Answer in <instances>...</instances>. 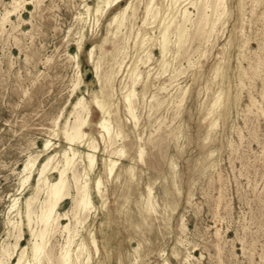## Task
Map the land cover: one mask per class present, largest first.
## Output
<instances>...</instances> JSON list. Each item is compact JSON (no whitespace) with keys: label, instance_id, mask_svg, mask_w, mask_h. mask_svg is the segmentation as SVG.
Returning a JSON list of instances; mask_svg holds the SVG:
<instances>
[{"label":"rangeland","instance_id":"obj_1","mask_svg":"<svg viewBox=\"0 0 264 264\" xmlns=\"http://www.w3.org/2000/svg\"><path fill=\"white\" fill-rule=\"evenodd\" d=\"M14 1L0 0V251L4 242L14 243L19 235V229L11 228L7 233V212L13 198L21 196L24 209L25 199L33 191L32 186L24 189L20 182L28 155L37 154L43 142L55 136V119L61 126L69 117L73 121L70 113L80 95L85 93L90 98L91 91L100 88L87 53L96 45L103 76L112 67L119 70L118 63L123 61V71L114 81L116 96L122 99L120 86L126 66L133 61H137L140 82L134 99L139 116L137 127L126 119L124 104L120 103L117 118L125 122L128 136L123 144L128 155L122 157L113 179H107L103 159L122 143L105 151L98 128L92 126L100 147L99 165L92 177L103 176L107 205L101 207L102 198L94 194L99 209L86 220V229L80 227L90 246L91 264H162V253L170 264H264V0H244L243 13L240 0H227L228 14L220 16L222 7L208 12V32L197 31L195 25L189 24L182 48H178L177 34L172 29L166 59L158 43L162 40L158 30L161 17L154 23L150 18V23L144 24L149 0H135V16L129 13L117 35L109 33V29L116 30L109 22L130 0L109 10L99 26L93 16H85L87 23L79 18L85 12L84 3L95 6L97 0H21L25 6L20 7V13L5 19ZM158 3L162 13H167V0ZM190 10L197 21V10L192 5ZM139 32H148L152 37L145 50L137 42ZM82 33L85 36L80 61L85 82L73 92L77 68L70 54L76 53ZM112 44L117 46L112 49ZM159 73L162 74L157 77ZM220 91L222 105L213 108ZM100 117L99 110L93 107L91 120L95 122ZM115 119L113 116L116 126ZM214 122L216 125H212ZM139 135L145 147L142 160L137 152ZM53 141L58 144L53 152L69 146L63 136ZM132 162L136 165L134 177L127 171ZM80 163L78 169L83 172ZM57 176L53 173L51 178ZM35 182L33 178L32 185ZM148 185L155 191L156 211L146 212ZM72 191L75 193L74 188ZM44 197L45 194L39 196L41 200ZM71 208L72 199H67L60 210ZM24 220L21 245L28 244L31 238L25 216ZM61 220L69 221L67 217ZM90 229L99 241L98 255L90 243ZM55 235L51 238L54 264H61L58 257L67 234L58 231ZM76 239L80 242L81 237Z\"/></svg>","mask_w":264,"mask_h":264},{"label":"bare ground","instance_id":"obj_2","mask_svg":"<svg viewBox=\"0 0 264 264\" xmlns=\"http://www.w3.org/2000/svg\"><path fill=\"white\" fill-rule=\"evenodd\" d=\"M33 1H36V0H33ZM73 1H75V0H73ZM123 1L124 0H97L95 6H92L91 4H89L86 1L84 3L85 12H81L79 18L83 22L87 23L88 20L91 18V16H93L94 21H95V25L99 26L103 17H105V15L108 13V11L113 9L114 7H116L117 5H119ZM226 1L227 0H167L168 12L163 14L162 13V6L159 5L158 0H149V2L146 4V18L144 20V24L145 25L149 24L150 18H154V21L152 22V23H154L157 17H159V16L161 17V19H160L161 23L158 25V30H159V35L162 36V40H160V41L158 40L159 41L158 43H159V47L161 50V54H162L163 58L166 59L165 54L168 50L169 43H170L168 40V35H169V32L172 31V29H173V32H175L177 34L178 48H182L183 37L188 35L189 30H190L189 24L195 25V29L197 31L206 29L207 27L205 28V26L209 24L208 12H210V11L216 12V11H218V9L220 7H222L223 10L221 8L222 12L220 13V16L222 14H228L229 13L228 10L226 9ZM134 2H135V0H130L127 4H125L122 7V9L119 12H117L112 17L111 21L109 22V26H111V27L115 26L116 30L114 32L112 29H109V33H111L113 35L119 34L118 32L121 30L122 26L125 25V20L128 18L129 13L132 12V14L130 16H133V17L135 16L136 5ZM23 3H26V2H23ZM245 3H244V0H240L239 8H240L241 13H243ZM42 5H44V4H42ZM189 5L190 6L192 5L197 10V12L199 14V17H198L199 19L197 21L193 20L195 17L194 18L192 17L193 12L190 10ZM22 6H23V4H22L21 0H15L12 4V8L8 9L6 11L4 18L8 19L10 17V15L17 13L18 10L20 9V7H22ZM3 8H5V7H3ZM56 9H54V10H56ZM244 11H245V9H244ZM18 13H20V12H18ZM86 15H87V17H89L88 20L85 19ZM0 17H1V15H0ZM31 17H33V16H31ZM92 21H93V19H92ZM261 23H263V22H261ZM209 26H210V24H209ZM14 29H15V27H14ZM90 31H92V30H90ZM205 31L208 32L207 29ZM125 32H126V30H125ZM12 33H14V32H12ZM84 36H85V34L82 33L80 40H78V42H77L78 45H77L76 53L70 54L71 58H73L76 61V68H77V77H76V80L74 81L73 92H75L77 89H80L81 84L83 82H85V80L83 78V72L81 70V61H80V54H81V51L83 49V43H84L83 37ZM9 37H10V34H9ZM30 37L32 38V36H30ZM121 38H122V36H121ZM124 38H125V36H124ZM185 38H187V36ZM2 39L4 40V38H2ZM151 39H152V37L148 34V32H145V33L139 32L137 35V42L139 41L141 49H144V48L146 49L147 44L149 43V41ZM256 39L257 38H255V40ZM17 40H19V39L17 38ZM107 40H108V38L105 39V42ZM116 40L117 39H115V41ZM195 42H197V41H195ZM17 43H18V41H17ZM74 44H76V43H74ZM114 46H117V45H113L112 49ZM26 47H28V46H26ZM176 48H177V46H176ZM96 50H97V46L94 45L88 49L87 53H88L89 61L94 64L95 78L97 79V82L99 83L100 88L98 90H92L91 94H90V98H88L86 96V94L83 93L73 103V109L70 113V116L73 115V117H74L73 121H71V119H69L70 118L69 117L67 119V121L65 122V124L63 126H61L59 124V122H57V123L55 122L58 119L57 120L53 119L55 125L57 126V128L54 129V135H55L54 137H58L60 139V137L63 136L65 138L66 142L69 144V146L53 152V150H55V148L58 146V144H57V142L53 141L54 137L48 138L43 142L41 150L37 154L30 153L28 155L27 159L25 160L24 164H23V167L20 171L21 185H22V187H24V189H25V187L31 188V186H32L33 191H32L31 195L26 197L25 202H24V205H25L24 209H23V204L21 202V196H16L13 198V202L10 205L9 210L7 212L8 213V218L6 221L7 229H8L7 233L10 234L11 228H13V229H19V235L17 236V239L14 243L4 242L2 244L1 251H0V264H46L45 262H47L48 264H54V258H55L54 252H55V250H53V246H54L53 244H52L53 246L51 247V243H52L51 238L53 235H55V233L57 234L58 231L67 234L66 244H65V246H63L61 248L60 255L58 257V262L60 261L59 263H61V264H91V256L92 255H91L90 246L88 245L87 240L85 239V237L81 233L80 227L82 228V230L86 229V224H85L86 220L89 218V216L91 215L92 212H96L99 209V206H97L95 201H94V194H96L97 196H100L102 198L101 207H106V205H107V197H106V190L107 189L104 188L105 185H104L103 176L101 174H99V175H97L96 178L92 177V175L96 172L98 165H99L97 152L100 150V147H99V144L97 141V137L92 132V126H96L98 128V135L101 136V139L105 143V151L110 150L109 148L111 146H113L115 143H118V142L122 143L121 146H119L115 149H111V151L109 152V156H107L103 159L104 173L107 176L108 180L113 179L117 175V169H118L119 165L121 164L122 157H125L128 155V151L126 149V146L123 144L126 137L128 136V134L126 133V130H125V122H124V119H122L121 117L119 119L117 118V116L120 114V110H121L120 109V103L124 104L125 111H126V113H125L126 119L128 121L132 122L135 127H137L138 123H139V116L137 115V110H136L137 108L135 106L136 103L134 102V99H136L135 97H137L139 94L136 86L140 82V80L138 79V77L140 78V76L139 75H138V77L136 76V69L138 66L137 61H133V63H131L129 66H126V68H127L126 74H125L124 80H122V84L120 86V91L122 93V99H120L118 96H116V94H117L116 90L117 89L114 85V81H115V77L117 75H119V73L121 71H123V61L121 63H118L119 64L118 65L119 70H116L114 67H112V69L109 71V73H106L103 76L102 69H101L102 68L101 58L100 57L97 58ZM178 52H180V51H178ZM190 54H191V52H190ZM205 56H207V55H205ZM176 57L177 56H175V58ZM4 58L5 57H3V59ZM184 58H185V56H184ZM69 60L71 61V59H69ZM147 60H149V59H147ZM49 62H50V60H48V63ZM52 63H53V60H52ZM68 63H70V62H68ZM162 65H164V64H162ZM145 66H147V65H145ZM168 66L170 68V65H168ZM9 68H11V67H9ZM175 68H177V67H175ZM7 72H8V70H7ZM162 73H159V74H157L158 76L157 75L156 76L160 77L161 76L160 74H162ZM148 75H150V74H148ZM173 76H174V74H173ZM13 77H14V75H13ZM128 77H130L131 80H126ZM40 78H42V77H40ZM154 79H155V77H154ZM72 80H74V79H72ZM71 84L72 83H70V86H71ZM3 85H5V83H3ZM164 88L167 89L166 87H162L163 90H164ZM248 88H250V86ZM244 89H245V87H244ZM86 91H87V93H90L88 88L86 89ZM167 91H169V89ZM6 93H8V92H6ZM158 96H159V93H158ZM263 98H264V96H263ZM222 100H223V91H220L218 93V95L216 96L215 101L213 102V108L216 106L220 107L222 105ZM69 101H70V99H69ZM184 101H186V100H184ZM256 103L259 104L258 102H256ZM93 107H96L99 110V112L101 113V117L95 122H93L91 120ZM183 107H184V105H183ZM64 108H63V110H64ZM246 108H247V106H246ZM254 108H255V106H254ZM179 111H180V109H179ZM212 112H213V110L210 111V113H212ZM262 112H261V114L263 115ZM251 114H252V112H251ZM113 116L116 117V119H115L116 126L114 124ZM166 121H164V122H166ZM219 122H220V120H219ZM245 124H246V122H245ZM212 125H216V122H214ZM238 137H240V136H238ZM137 139L140 141V144H139L138 149H137L138 157L140 160H142L143 156H144V152H145V147L143 146V144H141L143 136L139 135ZM103 142H102V144H103ZM79 145H81L83 147H87L88 149L87 150L81 149L78 147ZM232 147H233V145H232ZM230 148H231V144H230ZM237 154H238V151H237ZM42 157H44V159H42ZM132 160H135V158L132 157ZM79 162H81L80 165H82V167H83V172H80L78 169ZM17 163H18V161H17ZM135 169H136V165L134 162H132L127 167V171L133 177L136 174ZM7 170H9V168ZM9 173H11V172H9ZM53 173H57V175H58L55 179L51 178V175ZM220 173H221V171H220ZM17 177H18V175L16 176V178ZM33 178H36V182H35V184L32 185L31 181ZM118 178H119V176H118ZM72 188L75 189V193H73ZM19 190H20V188H19ZM22 192H23V190H22ZM40 194H45V197L43 200L40 199L41 197L39 198ZM67 199H72V208H71V210H67V211L62 212L60 210V208ZM37 202L39 203L38 208H36ZM156 202H157V200H156L154 188H153V186L148 185V195L146 197V203H147V211L146 212L156 211L157 210L156 209ZM12 215L18 216L19 219H18V217L14 219V217ZM24 216L26 217V221H27L26 224H27L29 231L31 233V238H30L28 244L21 245L22 243H20V242L24 236V233H23L24 232L23 231V224L25 222ZM62 217L63 218L67 217L69 219V221L67 223H63L61 220ZM145 218H147L146 215H145ZM72 219H74V223H73ZM14 231H16V230H14ZM77 236L81 237L80 242H77V239H76ZM55 237H56V235H55ZM89 237H90L91 246L95 249V252L97 253V255L100 254V250L98 248L99 241H98V238L96 236V233L92 229L89 230ZM187 237H189V236H187ZM54 242H56V241H54ZM57 242H58V240H57ZM74 244L77 245L76 249L74 247L75 246ZM197 249H198V247H197ZM137 254H139V253H137ZM160 256L163 260L162 264H170V262L165 257H163L164 253H162ZM83 257H86L85 262L82 261ZM199 257H201V256H199ZM190 259H192V258H190Z\"/></svg>","mask_w":264,"mask_h":264}]
</instances>
